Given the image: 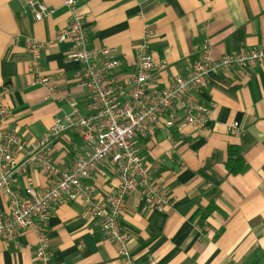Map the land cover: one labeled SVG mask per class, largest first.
<instances>
[{"label":"crops","instance_id":"0c3cea01","mask_svg":"<svg viewBox=\"0 0 264 264\" xmlns=\"http://www.w3.org/2000/svg\"><path fill=\"white\" fill-rule=\"evenodd\" d=\"M53 13L34 21L21 15L23 0H0V99L9 110L4 129L24 140L39 138L70 112V103L83 111L86 94L79 86L78 66L67 59L68 43H54L41 57V69L55 78L54 94L31 85L24 48L26 38L54 41L67 25L64 0H42ZM84 18L90 45L112 47L121 61L118 75L132 71L134 48L144 32L155 64V88L166 87L190 67L199 45L207 40L210 56L218 59L242 48L264 47V0H74ZM210 106L208 125L194 129L177 120L167 137L161 127L139 141L145 162L159 163L155 176L169 205L162 213L142 210L139 193L126 199L121 217L129 236L130 264H264V66L228 72L210 79L200 95ZM179 104L170 111L178 117ZM237 122L242 133L227 129ZM81 140L72 133L57 136L50 155L69 165ZM240 147L244 173L228 175L226 149ZM91 186L103 203L117 186V178L101 166ZM48 178L29 170L15 189L45 188ZM213 205L201 226L197 220ZM7 211L0 195V215ZM49 259L42 264H123L112 244L82 215L80 202L60 204L44 229ZM36 236L22 232L16 243L0 239V264H41L34 257Z\"/></svg>","mask_w":264,"mask_h":264},{"label":"built area","instance_id":"2783aa9c","mask_svg":"<svg viewBox=\"0 0 264 264\" xmlns=\"http://www.w3.org/2000/svg\"><path fill=\"white\" fill-rule=\"evenodd\" d=\"M23 1L20 14L29 13L34 21L53 13L42 0ZM64 7L67 25L56 32L54 41L24 40L30 83L43 87L48 95L54 94L55 78L46 75L40 66L42 53L54 43H68L71 51L67 59L78 66V82L86 94V106L81 111L70 103L69 114L55 120L39 138L26 141L16 132L4 129L9 110L0 99V195L7 206L6 213L0 215V239L16 243L22 232H32L36 236L34 257L37 262L45 263L49 252L44 229L51 211L60 204L80 202L83 217L114 246L120 261L130 264L129 236L121 224L127 197L139 193L144 202L142 210L157 213L169 205L166 193L155 180L159 163L144 161L139 153L140 139L157 126L169 137L176 120L179 125L194 129L206 127L211 105L201 100L200 95L210 79L264 66V47L242 48L212 59L209 43L204 40L189 69L156 90V72L165 64L153 62L148 32L143 33L140 44L134 48L132 71L120 77L121 61L114 49L93 48L74 0H64ZM177 104L180 113L175 118L169 113ZM227 129L235 137L242 133L237 122L229 124ZM64 133L75 134L82 144L66 166L55 163L50 155L51 142ZM101 166H106L117 178L116 188L103 203L95 200L91 186L94 174L104 175ZM33 169L47 176V186L15 189L17 180Z\"/></svg>","mask_w":264,"mask_h":264},{"label":"trees","instance_id":"16d2710c","mask_svg":"<svg viewBox=\"0 0 264 264\" xmlns=\"http://www.w3.org/2000/svg\"><path fill=\"white\" fill-rule=\"evenodd\" d=\"M224 165L228 175H239L245 172L246 165L242 159L239 146L230 145L227 147ZM212 211L213 205L207 206L198 218L197 225L201 226L203 221L212 213Z\"/></svg>","mask_w":264,"mask_h":264}]
</instances>
